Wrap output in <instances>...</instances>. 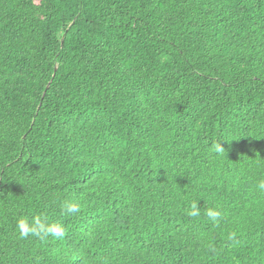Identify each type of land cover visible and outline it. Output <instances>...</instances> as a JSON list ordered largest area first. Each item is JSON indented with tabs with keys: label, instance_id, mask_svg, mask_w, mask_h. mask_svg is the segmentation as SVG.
I'll use <instances>...</instances> for the list:
<instances>
[{
	"label": "trees",
	"instance_id": "obj_1",
	"mask_svg": "<svg viewBox=\"0 0 264 264\" xmlns=\"http://www.w3.org/2000/svg\"><path fill=\"white\" fill-rule=\"evenodd\" d=\"M261 179L264 0H0V264H264Z\"/></svg>",
	"mask_w": 264,
	"mask_h": 264
},
{
	"label": "clouds",
	"instance_id": "obj_2",
	"mask_svg": "<svg viewBox=\"0 0 264 264\" xmlns=\"http://www.w3.org/2000/svg\"><path fill=\"white\" fill-rule=\"evenodd\" d=\"M215 151L217 153H225V149L217 144L215 146ZM255 188L258 192L264 193V179H261L255 185ZM63 208L67 213L78 212L79 206L77 202L73 200L65 201ZM188 214L190 216L199 215V209L196 203L191 205V209ZM220 215L219 212L215 210H209L208 216L215 218ZM16 230L18 237L21 239H27L29 237H36L40 240H47L49 237L53 239H62L65 236L64 226L58 221H50L45 216H33V217H21L17 220Z\"/></svg>",
	"mask_w": 264,
	"mask_h": 264
}]
</instances>
